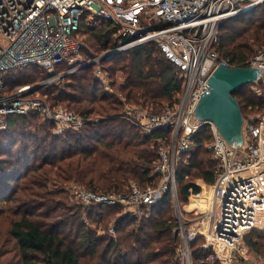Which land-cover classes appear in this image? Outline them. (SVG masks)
Masks as SVG:
<instances>
[{
	"label": "trees",
	"instance_id": "1",
	"mask_svg": "<svg viewBox=\"0 0 264 264\" xmlns=\"http://www.w3.org/2000/svg\"><path fill=\"white\" fill-rule=\"evenodd\" d=\"M80 29L85 56L116 44L111 23L99 21L90 26L82 22ZM255 43L264 46V3L223 21L217 50L229 57L233 66H246L255 53ZM102 65L112 91L95 77L92 65L41 87L52 105H66L81 115L82 128L57 133L55 123L39 120L41 116L33 112L9 115L6 128H0V218L7 220L9 235L15 242L13 249L0 251V264H83V259L84 264H179L178 223L168 211L164 214L172 200L170 191L156 203L142 204L139 216L128 211L118 215L120 209L112 216L113 208H122L117 204L82 207L80 210L92 223L105 220L107 226L115 218L108 233L101 234L89 227L81 211L66 217L68 205L62 201L66 191L48 188L50 182L75 180L95 191L126 194L132 182L145 186L154 180L161 132L143 133L122 118L120 96L145 108L174 104L184 77L155 44L135 46L103 60ZM66 67L60 65L57 71ZM4 76L10 90L15 85L40 82L47 73L36 66H24ZM249 85L234 95L244 117L252 119L264 107V94L257 95ZM210 138L206 129L196 133L189 162L178 166L176 179L182 184L184 196H189L190 186L200 190L187 180L192 169L208 183L215 180L216 160L205 162L199 158L201 152L210 151L203 150ZM49 218L53 219L47 221ZM260 237L262 242L248 240L249 246L259 252L264 246V235ZM191 246L196 264H219L211 259L212 250L194 241Z\"/></svg>",
	"mask_w": 264,
	"mask_h": 264
},
{
	"label": "built area",
	"instance_id": "2",
	"mask_svg": "<svg viewBox=\"0 0 264 264\" xmlns=\"http://www.w3.org/2000/svg\"><path fill=\"white\" fill-rule=\"evenodd\" d=\"M264 0H0V128L12 114L38 113L56 125L55 131L78 130L84 126L81 115L64 105H51L41 87L58 82L66 75L92 63L95 77L112 91L102 61L106 55L155 44L181 71L184 83L174 104L159 108L140 107L123 101L121 117L143 133L160 131L154 180L145 186L131 185L129 193L77 192L85 206L99 203L128 205L131 215L142 214V204L158 202L167 192L177 203L176 173L195 147L194 136L204 129L206 143L218 164L210 195L189 187L190 194L208 205L210 228L203 233L205 249L222 256L224 264H242L248 257L244 235L264 224V107L262 116L245 119L244 143L231 145L211 121L196 118L201 96L209 92L208 78L220 64L233 66L231 59L217 50L220 25L226 19L255 8ZM111 23L116 44L101 53L85 56L86 46L80 25ZM114 55V54H113ZM66 65L57 71L58 66ZM262 68L264 85V46L248 60ZM24 66H36L47 76L40 82L19 84L8 89L4 75ZM252 83V84H253ZM40 87L32 91V88ZM259 93V92H258ZM157 179V180H156ZM179 209V206H178ZM177 234L179 264H196L187 229L179 209ZM110 232L113 234L114 229Z\"/></svg>",
	"mask_w": 264,
	"mask_h": 264
},
{
	"label": "rangeland",
	"instance_id": "3",
	"mask_svg": "<svg viewBox=\"0 0 264 264\" xmlns=\"http://www.w3.org/2000/svg\"><path fill=\"white\" fill-rule=\"evenodd\" d=\"M259 47H260V45H258L256 43L254 44L255 51ZM117 75H118V81H121L122 80L121 74L119 73ZM249 89L259 96L264 94V85H262V84L261 85L260 84L256 85L254 83L250 84ZM41 93H42V91H41ZM47 100L50 103L48 96H47ZM177 100H178V98H177ZM64 106H66V105H64ZM139 106L143 107L141 105H139ZM262 113H263V109L261 111L254 113V115L262 116ZM42 119L43 118L40 117L39 120H42ZM157 148H158V145H157ZM194 149H195V147H194ZM204 149H207L209 151L206 144H203V150ZM207 153L201 152V154H199V158L204 159L205 162H208L210 160L214 161V157L211 154V152L209 151ZM187 162H189L188 158H187ZM185 179H187V177ZM187 180L193 182L194 184H196L198 186H200V190L204 192L202 197L206 193L210 195V193H211V190L209 188L210 183L206 182L202 177H199L197 170L192 169L191 172L189 173ZM148 183H151V182H148ZM132 184H133V182L131 183V185ZM142 184L144 185L145 183H142ZM181 187H182V184L180 182V184H178V188H177V196H178L177 197V203L175 202V200L172 197V200L167 204V206L165 208L166 210H165L164 214H166L168 211V213H170V215L179 224V216H178L179 212H178V210L180 209L182 211V215L180 217H181V220H183V222H184V225L187 229V232L189 233V236L191 237V239H193L194 243H196L198 245L199 244L202 245L204 243V240H205L203 233H205L208 230V228H210V219L206 214L209 206L204 204L202 202V199H200L199 197H194L192 195L184 196L181 193ZM48 188L49 189H55V190L64 189L66 191V193H63V195H62L63 203H67V205H68L67 206L68 207L67 212L65 213L66 217H68V215H71L70 213H76L77 214L79 211H81L80 209L82 207L85 208L83 200L81 198H79L76 193L80 192L81 190H92V189H89L83 183H80V182L75 181V180H71L68 182H57L55 184L50 182V183H48ZM92 191H95V190H92ZM95 192L109 193V192H103V191H95ZM112 205H114V204H112ZM117 205H120V207H122V208H117V207L113 208L112 210H113L114 214L112 216H114V215L116 216L117 215L116 211L119 209L122 211L118 215H121L124 212H126L129 208L128 205H124V204H120V203H117ZM178 206H179V209H178ZM81 213H82V217L86 218L88 225H90L89 227L91 229L96 230L97 233H101V234H107L108 233V226H111L110 224L115 220V218H114L115 216H114L108 222L107 226H105L107 223V222H105V220H102L99 224L92 223L91 219L89 218L88 215H86L84 213V211H81ZM52 219L53 218H49L47 221H50ZM64 229H67V227H65ZM262 234L264 235V224L252 229L251 231H249L248 233H246L244 235V247L248 251V257L245 260H243L242 264H264V246L262 248V251L259 252V251L253 250L248 244L249 239H251V240L261 239V242H262L263 240L260 237ZM14 247H15V242L9 235L7 220L3 219V217H2V218H0V251L11 250ZM13 254H14V251L10 252L8 255L12 256ZM211 259L214 261L215 260L218 261L219 264H224V261L222 260V256H220L218 254L213 255L211 257ZM85 262H86L85 259H83L82 263L84 264Z\"/></svg>",
	"mask_w": 264,
	"mask_h": 264
},
{
	"label": "water",
	"instance_id": "4",
	"mask_svg": "<svg viewBox=\"0 0 264 264\" xmlns=\"http://www.w3.org/2000/svg\"><path fill=\"white\" fill-rule=\"evenodd\" d=\"M254 9V8H252ZM247 9L241 13H246ZM106 55L104 59L114 56ZM86 63L81 68L90 66ZM262 68L254 65H218L208 78L209 92L204 93L195 109V116L202 121H211L219 133L231 145L244 143L245 117L234 93L241 87L260 79ZM37 85L32 88L38 89Z\"/></svg>",
	"mask_w": 264,
	"mask_h": 264
},
{
	"label": "bare ground",
	"instance_id": "5",
	"mask_svg": "<svg viewBox=\"0 0 264 264\" xmlns=\"http://www.w3.org/2000/svg\"><path fill=\"white\" fill-rule=\"evenodd\" d=\"M203 201V200H202ZM201 202V201H200ZM193 203V202H192ZM204 203V202H203ZM191 205V204H190ZM190 209V208H189Z\"/></svg>",
	"mask_w": 264,
	"mask_h": 264
}]
</instances>
